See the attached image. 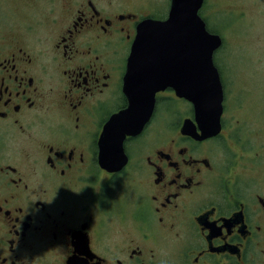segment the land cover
I'll return each instance as SVG.
<instances>
[{
  "label": "flooded vegetation",
  "instance_id": "flooded-vegetation-1",
  "mask_svg": "<svg viewBox=\"0 0 264 264\" xmlns=\"http://www.w3.org/2000/svg\"><path fill=\"white\" fill-rule=\"evenodd\" d=\"M32 1L13 2L14 14L0 0V264H264V156L240 141L229 155L224 132L243 124L224 67L246 76L236 104L254 81L248 99L264 106V48L230 51L202 17L222 40L220 130L200 137L193 104L168 86L108 169L99 137L127 105L137 25L157 16L127 0H65L59 14L54 0Z\"/></svg>",
  "mask_w": 264,
  "mask_h": 264
},
{
  "label": "water",
  "instance_id": "water-1",
  "mask_svg": "<svg viewBox=\"0 0 264 264\" xmlns=\"http://www.w3.org/2000/svg\"><path fill=\"white\" fill-rule=\"evenodd\" d=\"M203 0H170L165 18L139 21L127 57L123 92L127 105L111 114L99 137V162L117 169L125 162L123 141L143 128L153 111L155 94L166 87L193 104L202 134L220 130L222 84L213 53L221 43L199 14ZM184 120L182 132L194 125Z\"/></svg>",
  "mask_w": 264,
  "mask_h": 264
},
{
  "label": "rangeland",
  "instance_id": "rangeland-1",
  "mask_svg": "<svg viewBox=\"0 0 264 264\" xmlns=\"http://www.w3.org/2000/svg\"><path fill=\"white\" fill-rule=\"evenodd\" d=\"M18 1H27L32 7L35 6L32 0H4L2 5H7L5 8H10L11 12L15 14L17 8L14 7L13 2ZM127 1H131L136 6V11L138 13L143 14L150 12L157 17H164L168 12L170 4V0ZM64 5L65 0H54L53 13L59 14ZM28 10H30L29 6ZM200 14L205 19L209 28L222 35L225 40L224 45L226 49L237 52L238 47L240 45H245L246 42L257 43L260 47L264 48V0H204L200 9ZM34 15L35 20H38V15ZM228 27L230 29H228ZM46 29L47 27L43 26L40 31ZM53 29L54 28H51L42 33L45 36H49L53 33ZM248 39L252 40L250 41ZM221 47L217 50V59L215 60L217 66L220 68L222 67L220 57L222 56ZM224 70L229 73L227 80L228 107H230L231 112L236 115L237 121L235 123H243L240 130L235 129L237 126L231 128L226 126L224 129V132L229 135L227 140L229 155L235 154L233 151L237 153V147L239 145H244L237 143L240 141L245 143L244 146L247 147L252 154L264 156V112L262 111L264 106H254L253 101H251L252 99H248L254 98L255 95L253 94H255L259 88H253L256 83L251 81L249 86L252 94L246 96L243 103L236 104L234 102L235 94L240 90V86L244 82L246 76L242 70L237 71L236 68L227 69L224 67ZM238 98L242 99L243 95L238 96ZM177 106L175 114L172 115L173 119H177L181 112L185 111L184 107L180 106V104ZM184 106L187 107L185 104ZM230 143L234 145L233 150L228 147Z\"/></svg>",
  "mask_w": 264,
  "mask_h": 264
}]
</instances>
